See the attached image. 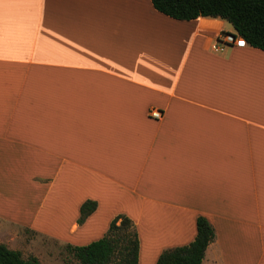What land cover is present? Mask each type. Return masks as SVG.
I'll use <instances>...</instances> for the list:
<instances>
[{"label": "crops", "instance_id": "1", "mask_svg": "<svg viewBox=\"0 0 264 264\" xmlns=\"http://www.w3.org/2000/svg\"><path fill=\"white\" fill-rule=\"evenodd\" d=\"M217 21L151 0H0V243L50 264L27 232L73 256L122 214L137 264H155L203 216L201 264H264V51L212 50Z\"/></svg>", "mask_w": 264, "mask_h": 264}, {"label": "trees", "instance_id": "2", "mask_svg": "<svg viewBox=\"0 0 264 264\" xmlns=\"http://www.w3.org/2000/svg\"><path fill=\"white\" fill-rule=\"evenodd\" d=\"M159 12L178 20L198 17L218 18L229 23L247 45L264 51V0H151ZM96 207L86 201L80 208L79 221ZM208 220L196 219V235L183 246L166 249L155 264H201L205 250L214 238ZM78 264H137L139 242L131 220L120 214L109 224L106 234L85 246L68 247ZM0 264H40L37 258L23 259L19 250L0 243Z\"/></svg>", "mask_w": 264, "mask_h": 264}, {"label": "rangeland", "instance_id": "3", "mask_svg": "<svg viewBox=\"0 0 264 264\" xmlns=\"http://www.w3.org/2000/svg\"><path fill=\"white\" fill-rule=\"evenodd\" d=\"M225 29L232 30L230 24L225 25ZM30 242L32 248L41 251V248L48 256L52 258L50 264H78V261L67 252L63 246L57 244H49L46 241L35 237L32 233L27 232V242ZM54 259V260H53Z\"/></svg>", "mask_w": 264, "mask_h": 264}, {"label": "built area", "instance_id": "4", "mask_svg": "<svg viewBox=\"0 0 264 264\" xmlns=\"http://www.w3.org/2000/svg\"><path fill=\"white\" fill-rule=\"evenodd\" d=\"M226 46H235L242 48L247 46V43L245 42L243 37L237 35L234 32L232 33L225 30L222 26V22L217 21V26L215 27V40L210 45V47L214 51H221ZM148 114L152 118H161L163 115L161 110L155 108L150 109Z\"/></svg>", "mask_w": 264, "mask_h": 264}, {"label": "snow or ice", "instance_id": "5", "mask_svg": "<svg viewBox=\"0 0 264 264\" xmlns=\"http://www.w3.org/2000/svg\"><path fill=\"white\" fill-rule=\"evenodd\" d=\"M242 43V42H241Z\"/></svg>", "mask_w": 264, "mask_h": 264}]
</instances>
